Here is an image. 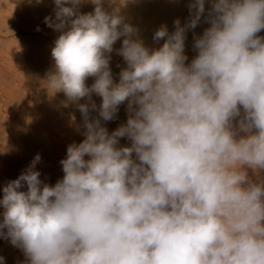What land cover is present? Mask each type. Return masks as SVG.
Segmentation results:
<instances>
[{
    "label": "clouds",
    "instance_id": "clouds-1",
    "mask_svg": "<svg viewBox=\"0 0 264 264\" xmlns=\"http://www.w3.org/2000/svg\"><path fill=\"white\" fill-rule=\"evenodd\" d=\"M81 3L54 0L45 17L62 30L45 85L86 98L84 139L67 147L54 185L40 180L37 154L3 186L0 235L29 264H264V183L247 171L264 170V0H212L189 65L185 33L205 0H191L186 25L157 29L164 42L152 50L103 0L85 14ZM121 37L127 67L114 82L108 54ZM125 101L128 119L109 134L101 119ZM122 137L130 146H117Z\"/></svg>",
    "mask_w": 264,
    "mask_h": 264
},
{
    "label": "rangeland",
    "instance_id": "rangeland-1",
    "mask_svg": "<svg viewBox=\"0 0 264 264\" xmlns=\"http://www.w3.org/2000/svg\"><path fill=\"white\" fill-rule=\"evenodd\" d=\"M190 3L191 0H127L122 6L120 0H103V7L109 13L122 16L124 23L136 29V36L144 46L152 50L164 42L154 40V33L162 23L169 33L175 31L177 19L182 26L187 24L191 18ZM211 6L212 0H205V12L196 27L186 29L185 65L198 54L194 42L210 26L208 13ZM94 7L91 0H82L78 10L81 14L91 13ZM45 17L55 18L54 0H40L39 3L36 0H0V198L3 186L15 180L37 154L40 160L35 164V170L39 171L40 180L54 185L63 178L61 160L66 158L67 147L84 139L85 128L78 103H86V98L74 103L68 101L62 91L53 94L45 85L49 74L55 72L51 50L62 31L49 27ZM257 35L264 38V30ZM122 41L123 37L118 38L113 51L108 54L114 82L119 81L121 70L127 67L118 54ZM94 80L90 76L85 83L91 86ZM92 100L98 109L102 98L93 93ZM128 116L125 101L118 106L113 119H101V124L110 134L125 124ZM92 117L99 118L98 110L90 109ZM119 143L118 147H126L131 141L122 137ZM247 171L253 182L264 183V170ZM22 190H26V186ZM2 212L0 207V221ZM23 254L20 247H6L0 250V264H29L27 256L22 258Z\"/></svg>",
    "mask_w": 264,
    "mask_h": 264
},
{
    "label": "bare ground",
    "instance_id": "bare-ground-1",
    "mask_svg": "<svg viewBox=\"0 0 264 264\" xmlns=\"http://www.w3.org/2000/svg\"><path fill=\"white\" fill-rule=\"evenodd\" d=\"M186 18V17H185ZM162 25H163V23H162ZM161 25V26H162ZM168 26V25H167ZM49 61V60H48ZM116 82V81H115ZM123 141V140H122ZM119 146H121L120 145V143H119ZM13 149V148H12ZM14 151V150H13ZM255 173V172H254ZM5 233H6V231L5 230H3ZM13 246V244L11 243V241H10V239L6 236H4V235H0V250H2V249H4V248H6V247H12ZM13 256V255H12ZM11 256V257H12ZM23 257H26V255L25 254H23L22 255V258ZM15 258V257H14ZM17 258V257H16ZM17 259H19V258H17ZM13 260V259H12ZM25 262V261H24ZM28 262V261H27ZM29 263V262H28Z\"/></svg>",
    "mask_w": 264,
    "mask_h": 264
},
{
    "label": "crops",
    "instance_id": "crops-1",
    "mask_svg": "<svg viewBox=\"0 0 264 264\" xmlns=\"http://www.w3.org/2000/svg\"><path fill=\"white\" fill-rule=\"evenodd\" d=\"M6 231V230H5Z\"/></svg>",
    "mask_w": 264,
    "mask_h": 264
}]
</instances>
